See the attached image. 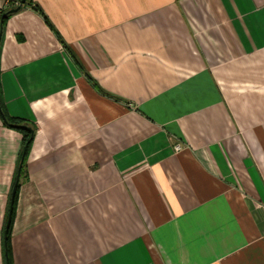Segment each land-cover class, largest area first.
Here are the masks:
<instances>
[{"label":"crops","instance_id":"obj_1","mask_svg":"<svg viewBox=\"0 0 264 264\" xmlns=\"http://www.w3.org/2000/svg\"><path fill=\"white\" fill-rule=\"evenodd\" d=\"M32 1L77 60L32 7L0 29L13 264H264V0ZM22 139L0 115V264Z\"/></svg>","mask_w":264,"mask_h":264},{"label":"trees","instance_id":"obj_2","mask_svg":"<svg viewBox=\"0 0 264 264\" xmlns=\"http://www.w3.org/2000/svg\"><path fill=\"white\" fill-rule=\"evenodd\" d=\"M24 7H32L35 11H37L44 18V20L47 23V25L49 26V28L58 36V38L61 40L63 45L66 47V49H68L70 51L69 46H67L65 41L62 39L61 35L57 31V29L55 28L53 23L45 15L44 11L40 8V6H38L37 4H34L32 0H25V3L22 5L20 4V0H17V2H11L10 6L8 8L0 10V29H2V27L4 26L6 20L8 19V17L10 15L18 12L19 10H21ZM15 8H18V9L16 11H11L12 9H15ZM70 53L75 58V60H77L75 54H73L72 51H70ZM0 115H1V117L4 121V124L6 126L20 131L22 133V136H23L22 149L20 152L19 162H18V166L16 169V176L14 179V184L16 181V177H17L19 167H20V176H19V181L17 183L16 190H15L11 221H10V225H9L8 232L6 235L7 236V244H6V248H5V262H6V264L7 263L13 264L12 254H11V249H10V238H11V233H12L13 221H14V217H15V213H16L19 189H20L21 181L25 176L26 160L28 157L30 146H31L32 141H33L35 126L33 124L25 121V120L12 118V117L8 116L7 113L5 112L3 105H2L1 99H0ZM14 184H13V188H14ZM8 212H9V209L7 210L6 219H5L6 221H7V217H8Z\"/></svg>","mask_w":264,"mask_h":264},{"label":"rangeland","instance_id":"obj_3","mask_svg":"<svg viewBox=\"0 0 264 264\" xmlns=\"http://www.w3.org/2000/svg\"><path fill=\"white\" fill-rule=\"evenodd\" d=\"M168 0H144L143 3H135V2H131L127 4V10H137V9H143V10H148L152 7L161 5L163 2H166ZM39 6V5H38ZM41 8V7H40ZM42 9V8H41ZM53 21V20H52ZM7 214V212H6ZM6 219V217H5ZM7 222V221H6Z\"/></svg>","mask_w":264,"mask_h":264},{"label":"water","instance_id":"obj_4","mask_svg":"<svg viewBox=\"0 0 264 264\" xmlns=\"http://www.w3.org/2000/svg\"><path fill=\"white\" fill-rule=\"evenodd\" d=\"M25 3V0H20V4H24ZM18 8H15V9H12L11 11H16ZM0 34H1V31H0ZM19 176H20V167L18 169V173H17V177H16V181H15V184H14V188L12 190V194H11V201H10V206H9V212H8V217H7V222H6V226H5V237H4V240H5V246L7 244V232H8V228H9V225H10V221H11V215H12V208H13V201H14V196H15V190H16V186H17V183L19 181ZM8 264V263H7Z\"/></svg>","mask_w":264,"mask_h":264},{"label":"built area","instance_id":"obj_5","mask_svg":"<svg viewBox=\"0 0 264 264\" xmlns=\"http://www.w3.org/2000/svg\"><path fill=\"white\" fill-rule=\"evenodd\" d=\"M181 148H182V147L179 146V145H176V146H175V150H181Z\"/></svg>","mask_w":264,"mask_h":264}]
</instances>
